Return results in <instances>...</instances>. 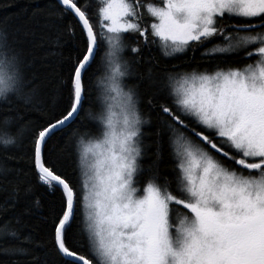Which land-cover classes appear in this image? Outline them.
Returning a JSON list of instances; mask_svg holds the SVG:
<instances>
[{"label":"snow or ice","instance_id":"obj_1","mask_svg":"<svg viewBox=\"0 0 264 264\" xmlns=\"http://www.w3.org/2000/svg\"><path fill=\"white\" fill-rule=\"evenodd\" d=\"M91 7V0H52L40 10L43 29L56 30L53 49L79 28L64 106L48 103L18 44L0 28V108L15 113L0 121V148L22 149L6 159L29 164L24 172L0 163V264H48L36 251L48 244L63 264H264V0H96L99 30ZM66 16L75 23L61 29ZM151 47L165 57L202 49V57L238 63L165 79L151 68L135 73L132 64ZM132 75L138 83L128 86ZM93 90L96 108L85 118L95 128L81 132L73 125ZM142 105L167 129L172 176L160 171L159 141L155 159L142 163L151 123ZM59 137L65 145L75 140V185L45 160ZM30 173L59 194L41 240L25 234L24 217L41 208L29 199L35 185L20 179ZM70 233L83 251L68 246Z\"/></svg>","mask_w":264,"mask_h":264},{"label":"trees","instance_id":"obj_2","mask_svg":"<svg viewBox=\"0 0 264 264\" xmlns=\"http://www.w3.org/2000/svg\"><path fill=\"white\" fill-rule=\"evenodd\" d=\"M154 0H149L153 2ZM92 7L89 9L90 19L94 26L98 29V20L96 17L95 3L91 0ZM157 2V1H156ZM52 3V0H0V28H6L12 35L13 39L18 44L22 51V57L25 61V71L27 75L32 76L35 74L36 83L40 85L42 93L46 96L48 103L55 102L60 106H64L68 103V89L63 85L64 79L68 76V67L70 65V58L74 57L80 49L81 36L79 28L77 33L72 36L70 33H65L60 47L53 49L50 44V38L54 37L56 30L48 31L43 29L44 17L40 14V10L48 7ZM37 21L40 22L38 25ZM69 23H75L71 16H66L62 22H59L60 28L63 29ZM204 47H211V44H206ZM56 51L58 54L53 56L49 53ZM159 48L151 47L145 49L142 52L144 57L138 64H132V70L137 74H144L149 68H151L161 79H165L170 72H191L192 70L203 71L205 69H213L217 65L221 67H227L228 65H235L237 60L229 58L227 60L221 59H209L202 57V49H198L194 54L189 51L188 53L178 55L176 57H165L159 52ZM100 55H103V50ZM125 58L132 60L134 54L130 50H126L124 53ZM128 86H133L138 83V75H132L126 81ZM145 90L144 85H141V93ZM166 94H162L158 99H166ZM171 103V100H168ZM91 107L96 108V91L91 93L90 100L85 102V112L81 114V120L73 125V128L79 127L83 132L86 128H95V124L85 118L87 109ZM145 118L149 119L151 123L144 126V143L147 147V156L142 161L145 168L155 159V151L157 147V141L161 148V159L159 161V168L161 173L167 176L173 175L174 159L172 156V150L169 146L168 133L166 128H162L159 121V116L156 111L148 109L147 105L141 106ZM14 112H8L0 108V121L5 116H14ZM29 115L35 116L34 113ZM0 125V129H2ZM157 128H162L161 135L157 137L155 132ZM15 131V126L11 129ZM64 146L63 150L59 148L54 149L53 144ZM75 140L71 142V145H65L64 137H59L57 141L50 142L48 149L45 151V160L55 166L57 172L62 176H65L73 185L77 184L79 169L76 165V154L74 151ZM21 150L9 149L5 151L0 148V163H5L9 167L19 168L24 172L28 171L29 164L26 159H6L7 156L19 157L22 154ZM20 179L25 182L30 181L35 185V190L30 200L39 199L41 202V208L33 209V214L24 217L27 228L25 234L29 231L36 240L45 239L47 235V229L45 224L48 222L49 210L54 202L58 201V193L53 194L41 186L34 175L30 173L28 175L21 174ZM147 179V174L141 177V183ZM4 198L3 194H0V200ZM10 215V214H9ZM7 218V217H5ZM68 246L78 251H83L82 241L75 235L70 233L68 237ZM37 254L42 258H45L48 264H63L61 257L57 254L51 244H48L46 248L37 249Z\"/></svg>","mask_w":264,"mask_h":264},{"label":"bare ground","instance_id":"obj_3","mask_svg":"<svg viewBox=\"0 0 264 264\" xmlns=\"http://www.w3.org/2000/svg\"><path fill=\"white\" fill-rule=\"evenodd\" d=\"M94 3L96 2V0H92ZM159 52L161 53V51L159 50ZM162 54V53H161ZM178 55H181V54H177V55H175V56H171V57H176V56H178Z\"/></svg>","mask_w":264,"mask_h":264},{"label":"rangeland","instance_id":"obj_4","mask_svg":"<svg viewBox=\"0 0 264 264\" xmlns=\"http://www.w3.org/2000/svg\"><path fill=\"white\" fill-rule=\"evenodd\" d=\"M156 1H157V3L159 2V0H154L153 2H156ZM129 77H131V76H129ZM129 77L126 78V81L129 79Z\"/></svg>","mask_w":264,"mask_h":264}]
</instances>
